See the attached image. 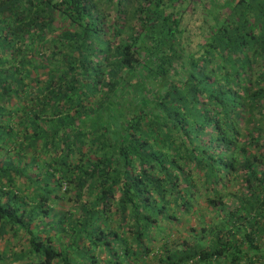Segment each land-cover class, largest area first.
Listing matches in <instances>:
<instances>
[{"label":"trees","instance_id":"trees-1","mask_svg":"<svg viewBox=\"0 0 264 264\" xmlns=\"http://www.w3.org/2000/svg\"><path fill=\"white\" fill-rule=\"evenodd\" d=\"M264 0H0V264H264Z\"/></svg>","mask_w":264,"mask_h":264},{"label":"crops","instance_id":"crops-1","mask_svg":"<svg viewBox=\"0 0 264 264\" xmlns=\"http://www.w3.org/2000/svg\"><path fill=\"white\" fill-rule=\"evenodd\" d=\"M263 255H264V250H263Z\"/></svg>","mask_w":264,"mask_h":264}]
</instances>
